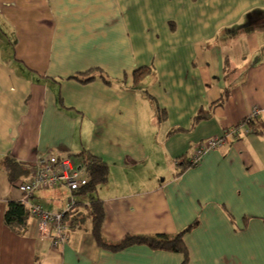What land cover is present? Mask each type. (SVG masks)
Masks as SVG:
<instances>
[{"label":"crops","instance_id":"crops-1","mask_svg":"<svg viewBox=\"0 0 264 264\" xmlns=\"http://www.w3.org/2000/svg\"><path fill=\"white\" fill-rule=\"evenodd\" d=\"M0 35V160L27 171L10 184L0 164V264H182L146 246L98 247L83 208L58 248L33 219L21 234L4 224L38 157L75 164L82 153L108 168L95 192L105 243L173 237L198 219L183 238L189 264H264V0H0ZM93 69L106 81L69 79ZM254 109L260 134L241 127L182 171ZM61 196L42 190L28 203L65 211L71 194Z\"/></svg>","mask_w":264,"mask_h":264},{"label":"trees","instance_id":"trees-1","mask_svg":"<svg viewBox=\"0 0 264 264\" xmlns=\"http://www.w3.org/2000/svg\"><path fill=\"white\" fill-rule=\"evenodd\" d=\"M150 69H141L136 76L148 73ZM136 73V72H135ZM94 78L106 81L104 74L99 69H93L86 73L75 74L69 79H74L81 84H88ZM227 94L223 92L221 98L213 103L207 110H200L192 118L190 130L199 122L206 121L211 117V110L217 106H222L226 101ZM259 120L257 117L246 118L240 127H244L247 133L260 134L258 130ZM263 126V124H262ZM238 128V127H236ZM77 160V161H76ZM1 168L10 184H14L18 179H22L27 174L23 164L18 163L12 157L6 156L0 160ZM182 171L191 167L190 160H180ZM75 164L80 170H83L86 178V186L75 191H70L72 208L65 213V219L69 221V230L77 227L81 221L78 217L79 208L84 209V216L91 224V236L98 247L104 248L111 252L122 251L132 246H146L154 251H164L182 256V264H189L187 248L184 244V236L199 226L198 219L194 220L189 226L178 232L173 237L165 235H157L153 237L143 236H126L116 244H107L101 237V227L105 219L102 201L95 197V192L98 186L107 182L108 168L99 159L82 153L75 158ZM24 182V181H23ZM77 197V198H76ZM44 210V209H43ZM229 215V214H228ZM230 217V215H229ZM29 219V210L22 201L8 202L4 213V224L15 233L21 234L27 225Z\"/></svg>","mask_w":264,"mask_h":264},{"label":"built area","instance_id":"built-area-1","mask_svg":"<svg viewBox=\"0 0 264 264\" xmlns=\"http://www.w3.org/2000/svg\"><path fill=\"white\" fill-rule=\"evenodd\" d=\"M257 109L252 110L251 116H258ZM241 127L232 128L224 132L220 137L208 140L206 146H199L195 155L190 160L196 165L204 152L221 146L229 136H238ZM246 132V131H244ZM32 174L29 180L16 185L17 190L23 195V203L29 210V218L36 223L39 238L48 240L51 248H58L67 242L69 221L65 219V213L72 208L70 200L67 209L60 212H48L38 205H30V199L36 192L63 187L69 191H75L86 186V178L83 170L77 168L71 159L58 158L52 154L38 157L32 164Z\"/></svg>","mask_w":264,"mask_h":264},{"label":"rangeland","instance_id":"rangeland-1","mask_svg":"<svg viewBox=\"0 0 264 264\" xmlns=\"http://www.w3.org/2000/svg\"><path fill=\"white\" fill-rule=\"evenodd\" d=\"M2 29V28H1ZM8 37H10V36H8ZM5 40H7L5 37H4V41ZM1 41H3L2 40V37H1V35H0V42ZM2 43V42H1ZM259 111V110H258ZM252 113V112H251ZM251 113H250V116H251ZM259 113V112H258ZM257 117V116H256ZM173 166V165H172ZM171 166V167H172ZM158 168H161V170H159V171H170V169H169V166L166 164V163H164V162H162V166H160V167H158ZM173 168H174V166H173ZM172 169V168H171ZM60 192H61V201L63 202V203H68V200L70 199V191L68 190V189H66V188H63V187H59V188H57ZM69 204V203H68ZM67 204V205H68Z\"/></svg>","mask_w":264,"mask_h":264}]
</instances>
